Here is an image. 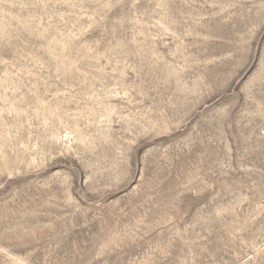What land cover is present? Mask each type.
I'll use <instances>...</instances> for the list:
<instances>
[{
    "label": "rangeland",
    "instance_id": "1",
    "mask_svg": "<svg viewBox=\"0 0 264 264\" xmlns=\"http://www.w3.org/2000/svg\"><path fill=\"white\" fill-rule=\"evenodd\" d=\"M0 264H264V0H0Z\"/></svg>",
    "mask_w": 264,
    "mask_h": 264
}]
</instances>
